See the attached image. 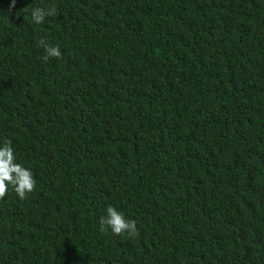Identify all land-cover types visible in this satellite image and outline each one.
Segmentation results:
<instances>
[{
    "label": "trees",
    "instance_id": "1",
    "mask_svg": "<svg viewBox=\"0 0 264 264\" xmlns=\"http://www.w3.org/2000/svg\"><path fill=\"white\" fill-rule=\"evenodd\" d=\"M10 4L0 147L37 185L0 200V264H264V0Z\"/></svg>",
    "mask_w": 264,
    "mask_h": 264
},
{
    "label": "clouds",
    "instance_id": "2",
    "mask_svg": "<svg viewBox=\"0 0 264 264\" xmlns=\"http://www.w3.org/2000/svg\"><path fill=\"white\" fill-rule=\"evenodd\" d=\"M16 0H11L10 10L15 9ZM20 13H30L33 23L39 25L44 23L46 17L54 16L56 14L55 7H30L26 6L19 10ZM39 46L44 48L45 55L43 60L47 62L50 58L60 59L62 53L58 46L49 44L46 38L39 40ZM37 181L33 173L16 162L14 149L11 147V141L5 140L3 147H0V200L4 199L9 186L13 188L15 193L21 200L27 198L28 194L35 191ZM101 231L111 230L117 236L127 234L129 236L138 235L137 225L135 220H130L125 215L118 211L113 206H108L106 209V216L101 217Z\"/></svg>",
    "mask_w": 264,
    "mask_h": 264
}]
</instances>
